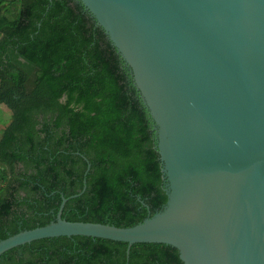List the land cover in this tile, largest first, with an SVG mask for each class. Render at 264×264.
I'll return each instance as SVG.
<instances>
[{
  "label": "water",
  "instance_id": "obj_1",
  "mask_svg": "<svg viewBox=\"0 0 264 264\" xmlns=\"http://www.w3.org/2000/svg\"><path fill=\"white\" fill-rule=\"evenodd\" d=\"M76 1L149 117L165 202L115 227L61 219L60 196L53 221L0 240V255L86 237L124 243L126 257L162 244L181 264H264V0Z\"/></svg>",
  "mask_w": 264,
  "mask_h": 264
},
{
  "label": "trees",
  "instance_id": "obj_2",
  "mask_svg": "<svg viewBox=\"0 0 264 264\" xmlns=\"http://www.w3.org/2000/svg\"><path fill=\"white\" fill-rule=\"evenodd\" d=\"M0 106L10 114L0 126V240L53 221L60 196L61 219L115 227L164 204L149 117L76 0H0ZM125 249L57 237L12 248L0 264H181L166 245Z\"/></svg>",
  "mask_w": 264,
  "mask_h": 264
},
{
  "label": "rangeland",
  "instance_id": "obj_3",
  "mask_svg": "<svg viewBox=\"0 0 264 264\" xmlns=\"http://www.w3.org/2000/svg\"><path fill=\"white\" fill-rule=\"evenodd\" d=\"M10 118V114L9 112L3 108L2 106H0V126L5 124Z\"/></svg>",
  "mask_w": 264,
  "mask_h": 264
},
{
  "label": "flooded vegetation",
  "instance_id": "obj_4",
  "mask_svg": "<svg viewBox=\"0 0 264 264\" xmlns=\"http://www.w3.org/2000/svg\"><path fill=\"white\" fill-rule=\"evenodd\" d=\"M50 211V210H49ZM69 211H77V210H69Z\"/></svg>",
  "mask_w": 264,
  "mask_h": 264
}]
</instances>
